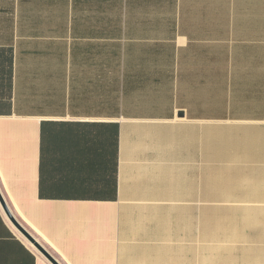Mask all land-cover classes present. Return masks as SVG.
Listing matches in <instances>:
<instances>
[{
    "label": "crops",
    "instance_id": "crops-1",
    "mask_svg": "<svg viewBox=\"0 0 264 264\" xmlns=\"http://www.w3.org/2000/svg\"><path fill=\"white\" fill-rule=\"evenodd\" d=\"M0 193L59 264H264V0H0ZM0 264H54L1 200Z\"/></svg>",
    "mask_w": 264,
    "mask_h": 264
},
{
    "label": "water",
    "instance_id": "water-1",
    "mask_svg": "<svg viewBox=\"0 0 264 264\" xmlns=\"http://www.w3.org/2000/svg\"><path fill=\"white\" fill-rule=\"evenodd\" d=\"M0 200H1V203L3 204L7 214L9 215V217L12 219V221L14 222V224L23 232L25 233L28 238L35 243V245L42 251L45 253V255L54 263V264H59L57 262V260L51 256L38 242H36V240L20 225V223L14 218L13 214L11 213L9 207L7 206L3 196L1 195L0 193Z\"/></svg>",
    "mask_w": 264,
    "mask_h": 264
},
{
    "label": "rangeland",
    "instance_id": "rangeland-1",
    "mask_svg": "<svg viewBox=\"0 0 264 264\" xmlns=\"http://www.w3.org/2000/svg\"><path fill=\"white\" fill-rule=\"evenodd\" d=\"M210 208H215V207H220L221 202H209ZM204 212V211H203ZM208 212H209V208H208ZM214 212H220V211H214Z\"/></svg>",
    "mask_w": 264,
    "mask_h": 264
}]
</instances>
